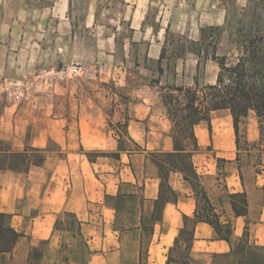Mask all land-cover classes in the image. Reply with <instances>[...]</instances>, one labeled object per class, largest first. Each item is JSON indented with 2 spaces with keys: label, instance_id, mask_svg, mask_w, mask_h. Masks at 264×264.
<instances>
[{
  "label": "crops",
  "instance_id": "1",
  "mask_svg": "<svg viewBox=\"0 0 264 264\" xmlns=\"http://www.w3.org/2000/svg\"><path fill=\"white\" fill-rule=\"evenodd\" d=\"M138 1L140 0H134L130 25L134 33H152L147 40V56L158 61L167 30L186 33L188 24L180 29L171 19L165 28L145 24L151 0H141L142 4ZM177 1L180 4L181 1L176 0V4ZM26 7L29 8L27 4ZM18 8L20 11L23 5H18ZM169 8L170 6L163 11L165 15H170ZM177 8L179 11L178 6ZM31 10H34L33 7H30ZM10 27L13 31L16 30L15 21ZM142 39L140 42H145L147 38L144 36ZM178 61H182V64ZM187 62H191L188 55L177 60L172 85H186L184 66ZM197 64L198 60L196 72ZM149 89L153 91L152 87ZM9 93L11 97L18 94ZM13 103L6 105L0 115L1 142L8 143L11 150L16 152L27 147L50 149L52 145L61 149L60 152L49 150L44 165L32 168L29 173L8 171L0 174V212L10 214L12 226L24 234L15 250L24 246L29 253L33 247L44 244V256L40 264H66V252L62 251V244L69 243V249H74V239L69 241L67 238L72 237L71 233L56 230L55 223L61 212L68 211L75 213L82 221L81 231L92 251L87 264H123L124 260L139 254L143 240L150 242L148 264H165L176 238L185 227L184 217L187 216L190 220L194 218L196 199L183 175L179 172L171 173L169 184L178 194V200L165 206L162 222H151L152 204L160 189L158 169L151 154L173 151L171 123L160 97H150L149 91L139 89L127 104L123 123H127L129 142L133 146L128 147L127 151H119L118 137L111 129V123L122 120H109L117 113L106 104L91 102L74 105V118L64 121L39 119L37 114L26 117L22 112L29 108L24 109V104ZM211 123V133L206 123L196 127L202 150L209 145L216 150L217 145H222L226 152H232L235 144L233 124L221 126L212 120ZM136 145L139 148L136 149ZM83 150L100 151L104 155L90 161ZM201 153L195 156L194 162L208 196L222 214V220L231 219L234 223L230 242L219 239L215 230L207 223L191 225L195 237L191 256L199 262L204 260L209 264L213 255L227 254L235 247L242 236L245 223L243 218L234 215L230 201L226 212H220L218 167L215 164L213 169H208L204 164H199L197 158ZM112 154L119 156L112 157ZM232 176L229 172L226 175L229 194L241 192L242 189L231 188ZM238 183L243 188L240 179ZM119 195L128 199L123 201L118 212ZM251 215L250 210L249 220ZM250 235L252 241L264 246V209L258 221L251 222ZM67 253L68 264H80L74 260L73 253H69V250Z\"/></svg>",
  "mask_w": 264,
  "mask_h": 264
},
{
  "label": "rangeland",
  "instance_id": "2",
  "mask_svg": "<svg viewBox=\"0 0 264 264\" xmlns=\"http://www.w3.org/2000/svg\"><path fill=\"white\" fill-rule=\"evenodd\" d=\"M180 1L176 4V0H151L145 21L150 26L165 28L171 19L178 29L188 24L186 33L170 31L167 58L162 64L166 73L161 79L159 64L147 56V40L152 33H134L131 28L134 0H0V115L6 105L14 102L29 108L22 112L26 117L37 114L39 119L67 121L74 118V105L92 102L111 107L117 114L109 120L119 118L124 124L126 106L139 89L149 91L150 97H160L163 88L173 84L177 47L181 44L174 36L184 35L196 41L203 27L223 25L226 8L232 12L246 3V0ZM20 4L23 8L18 11ZM168 6L170 15H165L163 11ZM30 7L34 10L30 11ZM14 21L15 31L10 27ZM144 36L146 41L140 42ZM222 46H227L226 37L222 39ZM187 55L191 62L184 66V84L195 87L197 57ZM76 65L86 67L92 75H74L71 68ZM217 73L216 64H204L200 86L215 82ZM156 80L163 83L156 85ZM9 92L18 94L11 97ZM212 121L221 126L232 124L230 114L224 111L214 112ZM118 123H111V129L123 137L124 129L117 127ZM245 136L249 142H259V125L253 113L241 128L239 157L235 144L230 153L222 145H217L216 150L209 145L197 161L213 169L215 164L218 167L215 158L231 160L220 163L222 171L218 169V208L223 213L229 203L226 175L228 172L233 175L231 188L243 190L238 183V169H241L252 212L250 221L256 222L264 209V150L245 151ZM127 146L133 148L130 143ZM50 151L61 149L52 145ZM67 239L73 241L71 236ZM30 252L24 246L15 250L12 264H30ZM200 262L207 264L204 260Z\"/></svg>",
  "mask_w": 264,
  "mask_h": 264
},
{
  "label": "trees",
  "instance_id": "3",
  "mask_svg": "<svg viewBox=\"0 0 264 264\" xmlns=\"http://www.w3.org/2000/svg\"><path fill=\"white\" fill-rule=\"evenodd\" d=\"M167 30L165 44L161 49L159 64L160 75L164 74L162 66L166 60L168 36ZM174 35V34H173ZM181 43L177 47L176 59L186 54L197 57V75L194 78L195 87L170 85L163 88L160 95L165 107L167 117L171 123L173 151L152 153L153 162L158 169L160 189L158 197L153 201L150 213L151 222L163 220V211L168 203H175L178 194L169 184V177L173 172H179L184 180L190 184L196 199L194 218L184 217L185 227L176 238L165 264H204L191 256L194 243V229L191 225L204 222L210 225L221 240L231 241L234 233V223L231 219L222 220L211 202L202 183L194 162L197 154L201 153L196 127L206 123L212 132V114L217 111H227L232 118L235 134L236 156L239 157L241 143V128L246 119L253 113L259 125V142H249L245 136V151L252 152L264 150V0H246L244 6L230 11L226 8L223 25L206 26L200 30L198 40H190L184 35H176ZM227 38V46H222V39ZM214 62L218 66L216 80L212 84L200 86L199 78L202 66L207 62ZM160 84L159 80L155 81ZM117 127L124 129L123 137L116 132L119 141V151H127L130 138L127 132V123H118ZM135 148H139L138 145ZM49 148L38 149L27 147L22 151H12L9 144L0 141V174L13 172L26 174L32 168L42 167L46 161ZM83 153L90 161L104 155L103 152ZM119 154H112L118 157ZM218 169L222 171L221 164L230 162L224 158H216ZM221 163V164H220ZM239 178L243 190L229 194L228 198L232 211L236 217L244 219L242 236L238 243L227 254L212 256L211 264H264V246L252 241L250 235L251 222L249 216V199L244 189L241 169ZM219 180V179H218ZM132 199L133 196H130ZM128 197L118 196L117 209ZM12 216L0 212V264H12L15 248L23 233L17 231L11 224ZM55 229L72 234L73 248L69 243L62 244V251L66 264L69 263V253H73L74 260L80 264H87L92 251L82 234V221L75 213L61 212L56 220ZM149 241L141 242L139 254L132 259L124 260L123 264H148ZM44 244L33 247L29 255L30 264H40L44 256L41 249Z\"/></svg>",
  "mask_w": 264,
  "mask_h": 264
},
{
  "label": "built area",
  "instance_id": "4",
  "mask_svg": "<svg viewBox=\"0 0 264 264\" xmlns=\"http://www.w3.org/2000/svg\"><path fill=\"white\" fill-rule=\"evenodd\" d=\"M72 73L78 77H85V76H91V72L88 71V69L86 67L80 66V65H76L73 66L72 68Z\"/></svg>",
  "mask_w": 264,
  "mask_h": 264
}]
</instances>
